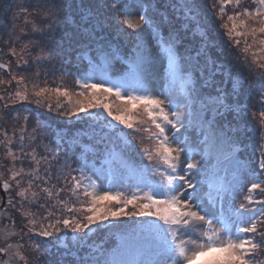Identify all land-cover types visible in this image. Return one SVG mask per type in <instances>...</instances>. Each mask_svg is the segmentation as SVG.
Listing matches in <instances>:
<instances>
[{"label": "trees", "instance_id": "obj_1", "mask_svg": "<svg viewBox=\"0 0 264 264\" xmlns=\"http://www.w3.org/2000/svg\"><path fill=\"white\" fill-rule=\"evenodd\" d=\"M121 2L134 6V0H121ZM200 2L202 7L199 0H144L145 7L141 8L149 18L160 25L157 32L164 35L171 32L176 37L173 51L177 58L176 63L183 66L182 74L185 78L177 82L172 81L177 73L175 69L169 67L167 54L160 47L164 59V71L169 81L165 89L167 92L165 106L186 113V127L180 129L177 139L187 142L186 146L192 153V161L201 164L200 171L194 170V174L189 173L188 176L194 183L201 184L197 192L200 198L211 206L210 210H212L211 200H215L218 210L221 204L218 194H225L226 190L235 194L236 206L244 202L243 197L247 195L248 187L255 179L249 174V169L255 168L259 174L256 182L264 181V170L259 169L260 148L264 145L261 136L264 135V129H261L253 118L256 109L251 106L247 99L248 93L243 89L238 88L237 95L232 96L233 101H239L241 109L239 114L225 112L223 108L217 113L212 106L210 94L215 97L217 89L224 87L220 84L221 79L226 82L229 92L233 87L231 81L237 79L244 81V88H258L260 79L258 73L264 69L257 67L256 64L252 65V70L242 66L244 56L242 49L247 41L252 45L249 52L256 53L257 58L264 56V52L258 51L261 46L259 43H253L250 35L233 36L229 39L227 34L228 28L232 25L228 17L236 16V13L244 8L254 11L255 0H240L239 7L233 0V3L224 5L225 12L222 16L218 0H200ZM112 3L113 0H0V63L9 66L7 71L0 69V79L11 81L0 84V97H4L0 99V118L1 108H5V104L9 105L7 109L11 114L6 123L7 129L0 131V141H4L3 145L0 143V150L3 153L7 144L8 150L21 158L14 161L9 155L7 159L6 175L2 181L8 180L12 187L8 192L2 187L6 196V205L0 212L8 211V217L3 218L1 223L18 233L12 236L11 244L15 246L19 243L23 246L19 249L20 256L24 257L20 264H93L97 259L101 264H104V261L112 264L113 261L120 260L147 264L148 261L162 259L153 255L145 246L147 234L134 231L138 228L139 221L147 218L106 221L102 225L92 226L91 232L87 234L72 233L69 230L62 232L61 238L57 240L55 237L26 235L28 230L25 225L28 218L21 215L23 211H30L36 216L46 215L47 211L51 210L48 205L55 203L58 198L55 189L50 200L39 190L51 188L52 185L63 189L59 199L69 200V206H73L71 201H74L75 197H71V186L74 183L72 176L79 177L81 168L86 176L92 177L98 193L105 189L117 191L122 187L125 193H129L134 190L131 186L138 184L141 178L153 177L151 169L158 161L153 158L150 162L144 155L138 137H142L140 132L133 133L116 125L102 109L89 110L101 114L99 121L84 113L79 116L61 114L67 112L77 100L83 99L78 95L82 89L76 81L87 77L92 78L89 83L104 81L105 87L111 86L116 81H122L128 91L148 92L150 89L146 70L151 62L149 47L146 48L144 59L139 60L134 51L136 37L123 35L118 30L123 26L118 25L119 17L110 11ZM40 5L45 7L56 5L54 9L56 19L52 20L48 31L32 33L31 24L26 23L31 17L25 10L34 12ZM240 19H245L249 27L258 26L256 22L243 16L237 19L238 24ZM225 24L227 28L223 26ZM237 30L245 31L244 28ZM123 31L131 32L127 28H123ZM257 35L259 38H264L260 34ZM29 40L36 47L30 46L26 50L28 54H25L21 52V48ZM235 40L240 41L239 46L234 43ZM11 48H15L17 55L11 54ZM41 48L45 58L37 62L34 58L40 54ZM101 51L115 53V57L109 56L105 59L101 56ZM20 57L28 60L29 64L18 63ZM249 62L251 63V60ZM260 63L264 61L257 59V64ZM36 72L40 73L38 78L35 76ZM229 73L232 74L231 78ZM13 76L17 79L24 76L26 79L23 84L17 85L16 80L12 79ZM179 82H181L180 86L174 87ZM25 86L29 99L12 104L8 97H14L16 91L23 92ZM57 87L66 89L68 96H57L52 91ZM39 88L49 89L41 98L43 107L37 106L36 97L33 95ZM97 95L101 96L100 93ZM169 100L172 101L171 106L168 104ZM101 103H108L115 114H119L122 107H132L130 104L125 105L114 95L108 94H103ZM57 104L61 106L58 110ZM49 105L53 111L48 110ZM140 114L147 118L143 112ZM25 116L29 117L27 122L23 119ZM37 120H40L44 127L37 128L33 133ZM105 121L114 125L119 131L114 132L105 128ZM21 128L25 130L21 132ZM5 132L7 139L12 143H7ZM124 133L129 134L125 136ZM170 134L173 135L171 131ZM21 135L24 136L23 152ZM33 135L37 137L36 140L31 139ZM128 141L131 142L130 145ZM33 148L36 150V159L46 156L47 160L53 161L51 182L46 185L37 180L27 193L29 199L32 198V192L39 193L35 204L22 201L16 196L15 193L20 189L16 187V180L9 179L13 171L23 168L27 173L35 167L31 157L24 155L31 153ZM48 149L51 151L48 152ZM54 158L61 163H56ZM65 161L68 167H63ZM45 168H48V165L41 163L38 174L46 179ZM65 178L68 181L67 185ZM17 179L22 181L23 188H28L29 177H17ZM155 179L158 181L160 177L155 176ZM241 186H243L242 190ZM230 198L225 195L223 200L225 209L229 206ZM254 198L264 200V192L257 189ZM10 199L15 207L9 205ZM88 199L80 197L83 201ZM41 204H44L45 208H41ZM75 206L79 208V204ZM56 207L61 208L59 204ZM250 207L255 210L260 206L254 204ZM81 214L74 213V215ZM58 216L59 213L53 219ZM254 218L264 219V213L257 211ZM49 222L45 220V226ZM109 223L113 226L110 227ZM37 241L43 244L39 252L32 249V245ZM256 259L260 264H264V255L258 253Z\"/></svg>", "mask_w": 264, "mask_h": 264}, {"label": "snow or ice", "instance_id": "obj_2", "mask_svg": "<svg viewBox=\"0 0 264 264\" xmlns=\"http://www.w3.org/2000/svg\"><path fill=\"white\" fill-rule=\"evenodd\" d=\"M220 4V15L225 12L224 5L233 3V0H218ZM237 7L240 6V0H234ZM256 8L254 11H249L248 8H244L242 11L237 12L236 16H229L228 20L232 21L231 28H228L227 34L229 39L233 36H252L253 43H259L261 46L258 51L264 52V38H259L257 34L264 37V0H255ZM134 4L140 7H145L144 0H134ZM56 5L45 7L43 5L38 6L34 12H27V15L31 17L26 23L31 24L32 33H44L49 30L52 20L56 19L54 16V9ZM133 4L123 3L121 0H113L110 11L119 17L118 25L123 26L118 30L123 35L135 36L136 42L134 51L139 60H143L145 51L148 45H151L153 40L160 45L162 50L167 54L168 64L170 68H174L176 64V56L174 54V47L176 37L169 32L164 35L157 32L160 25L155 23V20L149 18L144 12H139L138 20L132 18ZM245 17L248 20H253L258 26L249 27L245 19H240L239 24L236 22L239 17ZM146 26V27H145ZM225 28L228 26L223 25ZM123 28L130 29L131 32H124ZM238 28H244L245 31H238ZM152 29V31H149ZM18 39V38H17ZM11 41V38H10ZM234 43L239 46L240 41L235 40ZM36 47V45L29 40L21 48V52L28 54L26 50L29 47ZM252 48L251 44L245 41V47L242 49L244 53L242 66L248 67L252 70V65L256 64L257 67L264 69V63L257 64V59L264 61V56L257 58L253 53L251 63L247 53ZM117 52L119 49L116 50ZM155 51V49L153 50ZM10 52L13 56L17 55L15 48H11ZM101 56L107 59L109 56L115 57V53H105L101 51ZM45 57L43 56V48H41L40 54H38L34 60L39 62ZM25 65L29 64L28 60L20 57L18 63ZM214 63V62H213ZM8 65L0 63V69L8 70ZM39 72L35 73L38 78ZM260 79L258 81V88L250 89L244 88V81L242 79L232 80V91L229 92L227 84L224 79L220 80V84L224 85L222 89H217V94L210 99L215 111L219 113L223 108L225 112H236L239 114L240 106L239 101H233L232 96L237 95V89H243L248 93L247 99L251 103V106L256 109L253 112V118L256 119L259 127L264 129V71L258 73ZM232 74L229 73V78ZM16 80L17 85L23 84L25 81L24 76H20ZM91 77H87L82 80H77L76 83L82 89L78 95L83 97L82 100H77L75 104L67 111L62 112V115L79 116L81 113L86 114L90 118L99 121L101 118L100 113L90 112V109H102L103 113H106L116 125L122 126L123 129H129L131 132H139L143 130L149 133V139L153 143L151 149L144 148L142 151L144 155L151 162L155 158L158 162L153 165L151 171L153 177L141 178L140 182L131 187L134 189L129 193L123 191V187L120 190L112 191L111 189H105L98 193L94 187V181L91 176L84 174L83 168L80 169V175L72 176L74 182L71 186V197H75L74 201H71L73 206H69L70 201L66 199H59L63 189L56 188L52 185L51 188H41L39 191L46 194L50 200L53 196V189H55V195L58 198L55 203L49 204L51 209L47 211L46 215L36 216L35 213L30 211H23L21 215L28 218L27 234L39 236L43 238H53L57 240L61 238L60 234L65 231H71L72 233H85L91 232L92 226L102 225L106 221H118L121 218L134 219L137 217L147 218L146 220L139 221L138 228L134 231L140 234H147L145 239V246L152 252L153 255L161 257L162 259H156L148 261L147 264H260L256 259L257 254L264 255V219L257 220L254 218L256 212L264 213V200H256L254 193L257 189L264 192V181L256 182L259 179V174L256 169H249V174L255 179L248 187L247 195L243 197V201L235 205V194L231 191H227L225 194H218L221 204L218 210H216L215 200H211L212 210L205 204L204 200L200 198L197 188L201 187V184L194 183L189 178L188 174L195 171H200L201 164L199 162L192 161V153L189 152L186 141H178L177 134L181 128L186 127L187 115L181 111L171 110V107L166 108L165 101L159 99L146 91H128L122 81H116L111 86L105 87L104 81H96L89 83ZM11 83V81H5L0 79V84ZM34 87H36L34 85ZM49 91L47 88H39L34 91L33 95L36 97V104L38 107H43L41 98ZM54 91L57 96H68L66 89L57 87ZM100 93L101 96H98ZM103 94L114 95L118 100H121L125 105H131V108L122 107L119 114H115L112 107L108 103H101ZM106 99L107 97H103ZM4 99V97H0ZM9 101L15 104L17 101L28 100L27 87L23 92L16 91L15 96H9ZM169 106L172 105V101H168ZM142 105L144 112L147 114L148 119L151 121V126L155 128V132L152 131V127H145L140 129L134 125L132 110ZM9 105L5 104L7 108ZM61 106L57 104V110ZM247 108V105H245ZM49 111H53L51 105L48 107ZM8 115V113H5ZM25 122L29 120L28 116L23 117ZM40 120L36 121V127L33 129V133L37 128H42ZM104 127L111 129L114 132H118L119 129L114 125L105 121ZM25 129L21 128V132ZM171 131L173 135L170 137L167 133ZM129 133H124L127 136ZM7 143H12L7 139V133H4ZM32 140H36L35 135L31 136ZM264 140V135L261 136ZM21 151L23 152L24 136H20ZM4 143V141H0ZM129 145L130 141L127 142ZM185 146H181V145ZM175 145V146H174ZM7 147V144H5ZM48 152L51 150L48 149ZM183 154V155H182ZM8 155L12 156V159L19 160L20 157L15 156L8 152ZM25 157H31L35 167H32L27 173L21 168L18 171H13L10 180H16V187L20 189L15 193L20 197L22 201H28L29 203H37L39 197L38 192L31 193V199H29L27 193L33 187L35 181L39 180L41 183L49 184L53 179L51 168L53 161L47 160L46 156H41L36 159V150L32 149L31 153H24ZM56 163H61L54 158ZM41 163L47 164L48 168L44 169V177L39 176V165ZM14 166V165H13ZM63 167H68L67 162H63ZM259 169L264 170V145L260 148V160ZM147 170V169H146ZM69 175L71 173L69 172ZM29 177L28 188L21 186L22 181L17 177ZM155 176H159L157 181ZM59 179V177H57ZM86 181L87 183H83ZM68 181L65 178V184ZM0 186L3 187L5 192H8L12 185L8 180L2 181ZM39 187V185H36ZM241 186V190H242ZM81 189L83 191L81 192ZM91 189V190H90ZM147 189V190H145ZM225 195L230 196L229 206L227 209L223 206V200ZM89 198L87 201L80 200V197ZM9 205L15 207L13 201H8ZM61 206L57 209L56 205ZM79 204V208L75 205ZM259 205L258 209H253L250 205ZM41 208H45L44 204L40 205ZM131 209V210H129ZM59 213L58 218L53 219ZM74 213H82L81 215H74ZM50 221L45 226L44 221ZM62 226V227H61ZM109 226L113 225L109 223ZM18 235L11 231H4L3 235H0V240L4 241V246H0V253L5 256L12 255L14 257L20 256L19 249L23 246L17 243L15 246L8 243L9 237ZM259 237V239H257ZM31 238V236H30ZM43 246L42 242L37 241L32 245V249L39 252V249ZM16 251L13 252V248ZM0 264H9V261L4 260ZM93 264H101L99 259L95 260ZM104 264H109L108 261H104ZM112 264H135L127 260L113 261Z\"/></svg>", "mask_w": 264, "mask_h": 264}, {"label": "rangeland", "instance_id": "obj_3", "mask_svg": "<svg viewBox=\"0 0 264 264\" xmlns=\"http://www.w3.org/2000/svg\"><path fill=\"white\" fill-rule=\"evenodd\" d=\"M199 3H200V6H201L200 0H199ZM132 12H133L132 18L134 20H138V14L137 13H139V12H144L145 13V11L140 6H137L135 4L133 6ZM211 18H210V20L212 21ZM215 22H217V20ZM149 31H152V29H149ZM148 47H149L148 51L150 52L151 62L148 65V67H146L147 75L149 76L148 77V83H149V86H150V89L148 90L147 93L151 94V95H153V96H155V97H157L159 99H163L165 101V104H167L166 103L167 92H166L165 89L167 88L166 84L169 81L167 79V74L164 71L165 65L163 64V60H164L163 57H162L163 54L160 51V46L156 42V40H153L152 44L148 45ZM154 49H155V51H153ZM250 53L251 52L247 53V56H248L249 60H251L252 55H253L252 53L251 54ZM255 55H257V54L255 53ZM173 69H175V71L177 73L176 77L172 80L173 82H177L181 78H185L184 75L182 74L183 66H181L180 63H176L175 67ZM180 84H181V82H179L174 87L180 86ZM7 108H3V107L1 108L2 109V111H1L2 117L0 118V131L1 130L3 131L4 129H7V124L6 123H8V121H9L8 117L11 116L10 111H8ZM140 112L141 113L143 112V114H146L144 112V110H143V106L142 105H140L136 109L132 110V115H133V121L132 122L134 123V125L136 127L140 128V129H143L145 127H152L151 126V121L147 120L148 117L144 118L140 114ZM5 113H8V115H5ZM146 116H147V114H146ZM152 131L155 132V128L154 127H152ZM139 132L142 135V137L138 136L139 139H140V142L142 143V149H144V148L151 149L153 147V143L154 142L151 139L148 138L149 137V133L148 132H144L143 130H141ZM167 134L170 137L172 136L170 134V131H168ZM3 144L4 143H2V145ZM8 152H9V150H8L7 147L6 148L4 147L3 153L0 150V180L1 181H2V178L5 177V175H6V170H7V167H6L7 163L6 162H7V159L9 158ZM0 203H1V200H0ZM205 204L209 207V210H210L211 206H209L206 202H205ZM5 205H6V202H5ZM2 209H0V210H2ZM7 217H8V211H5L4 213L0 212V235H3L5 230L15 233L14 229H12L10 227L8 228V227L5 226V224L1 223V220L3 218L6 219ZM3 223H5V221H3ZM11 238L12 237H9V239L7 241L8 243H11ZM0 246H4V241L3 240H0ZM14 251H16L15 247L13 248V252ZM0 256H1L0 257V262H2L4 260H7V261H9V264H20L21 263V259L19 257H14L11 254L8 255V256H5L4 254L0 253ZM197 264H200V262L198 261Z\"/></svg>", "mask_w": 264, "mask_h": 264}, {"label": "water", "instance_id": "obj_4", "mask_svg": "<svg viewBox=\"0 0 264 264\" xmlns=\"http://www.w3.org/2000/svg\"><path fill=\"white\" fill-rule=\"evenodd\" d=\"M0 183H1V181H0ZM0 197H1L0 209H2L5 206V202H6V196H5V193L2 189V186H0Z\"/></svg>", "mask_w": 264, "mask_h": 264}]
</instances>
